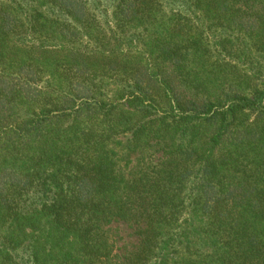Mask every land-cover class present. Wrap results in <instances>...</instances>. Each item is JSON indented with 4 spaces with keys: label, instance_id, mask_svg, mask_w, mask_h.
<instances>
[{
    "label": "trees",
    "instance_id": "1",
    "mask_svg": "<svg viewBox=\"0 0 264 264\" xmlns=\"http://www.w3.org/2000/svg\"><path fill=\"white\" fill-rule=\"evenodd\" d=\"M0 264H264V0H0Z\"/></svg>",
    "mask_w": 264,
    "mask_h": 264
},
{
    "label": "rangeland",
    "instance_id": "2",
    "mask_svg": "<svg viewBox=\"0 0 264 264\" xmlns=\"http://www.w3.org/2000/svg\"><path fill=\"white\" fill-rule=\"evenodd\" d=\"M112 229L113 231L111 232V235L116 238L118 244L121 243L123 239L125 241H128L130 239L128 237L130 235V231L127 228L119 225L116 228L114 226Z\"/></svg>",
    "mask_w": 264,
    "mask_h": 264
}]
</instances>
